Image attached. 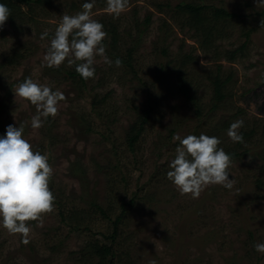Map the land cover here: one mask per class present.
<instances>
[{
    "label": "rangeland",
    "instance_id": "obj_1",
    "mask_svg": "<svg viewBox=\"0 0 264 264\" xmlns=\"http://www.w3.org/2000/svg\"><path fill=\"white\" fill-rule=\"evenodd\" d=\"M85 2L23 3L21 16H9L0 30V135L25 124V139L49 155L55 195L51 212L27 222L28 236L0 226V264H96L91 242L111 246L112 264H264L254 247L264 242V3L129 0L114 17L107 0H96L93 18L115 28V39H104L106 55L122 63L97 56L95 76L81 80L67 74L75 65L47 67L44 56L62 17ZM183 2L208 5V19L215 8L234 16L217 19L204 42L183 11L167 6ZM185 54L193 59L182 66ZM179 72L193 102L178 91ZM217 74L225 82L211 99ZM25 78L65 96L39 129L31 127L36 107L15 95ZM144 110L130 147L126 130ZM240 119L243 141L233 142L227 132ZM201 133L218 137L231 155L234 186L208 185L193 198L167 172L179 146L173 137Z\"/></svg>",
    "mask_w": 264,
    "mask_h": 264
},
{
    "label": "clouds",
    "instance_id": "obj_2",
    "mask_svg": "<svg viewBox=\"0 0 264 264\" xmlns=\"http://www.w3.org/2000/svg\"><path fill=\"white\" fill-rule=\"evenodd\" d=\"M95 2L86 0L83 11L62 17L44 56L45 66L58 68L67 62L69 66L75 65L76 72L87 80L95 76L97 56L109 66L113 63L117 67L121 65L119 58L113 61L106 55L104 39L107 33L103 24L92 16ZM259 2L264 3V0ZM128 4L129 0H107V10L118 17ZM10 15L8 6L0 3V30ZM48 36L45 31L41 39ZM15 95L36 107V114L31 118L34 129L41 128L50 116L54 117L59 103L65 100L64 94L54 90L51 84L34 82L31 78L19 83ZM243 126L242 119L230 125L227 135L233 142L243 141L238 131ZM24 132V123L16 126L9 124L4 134L0 135V226L11 233L28 236L30 227L27 222L38 221L43 213L51 212L55 195L49 187L54 174L49 155L36 150L25 139ZM173 139L179 142V146L169 162L167 178L181 194H191L196 198L208 185H221L229 190L233 188L234 181L229 178L231 155L219 147L221 140L218 137L201 133L198 136L176 135ZM254 247L264 253V242Z\"/></svg>",
    "mask_w": 264,
    "mask_h": 264
},
{
    "label": "trees",
    "instance_id": "obj_3",
    "mask_svg": "<svg viewBox=\"0 0 264 264\" xmlns=\"http://www.w3.org/2000/svg\"><path fill=\"white\" fill-rule=\"evenodd\" d=\"M40 0H0V3H5L8 8L10 9V17H11V21H13V19L15 17H20L21 16V11H20V5H22L23 3L27 4V3H37ZM167 6H171L174 10H177L178 12L183 11V14H186L187 16V23L191 26V27H195L196 31H199L201 33V35L204 38V42L206 40L209 39L210 36L213 35L214 31H215V21L217 19H223L224 17H231L234 16V14L229 13L227 11H225L222 8H215L214 11H209V16L210 19L206 18L207 14L205 13V10L209 8L208 5L206 4H196V3H190V2H183L182 4L180 3H176L175 5H170L167 4ZM174 6V7H173ZM261 14L264 15V10L261 11ZM104 26V30L106 31L107 35L110 36L109 38L111 39H115L114 35H115V28L113 26ZM218 29H217V33H218ZM112 40V42H113ZM160 52L165 55L168 50L166 48H162L160 50ZM238 52V49H234L232 51V55L234 56L235 53ZM231 58V57H230ZM182 60H180L181 65H186L187 63L192 61V57L190 55L185 54L184 56H182L181 58ZM233 59V58H231ZM12 62V61H11ZM10 62V63H11ZM218 72V71H217ZM67 74L69 76H75V75H79V73L76 72L75 67L73 71H67ZM176 76V85L178 88V91L181 95H183L185 97L186 100L193 102L194 98H193V94H192V89L190 87V84L187 82L186 78L184 77L182 72H179L177 74H175ZM81 78V76H80ZM219 75L217 74L211 82L212 85V94H211V99L214 98H218L222 92V86L224 84L225 81H220L219 80ZM81 80H83V78H81ZM148 114H149V110H144L142 112H140L139 114H137V119L131 124L129 125L128 129L126 130V140L128 143V146H132V144L136 141L139 133L142 130L143 124L146 122L147 118H148ZM100 213L104 216L107 217V214L103 212V210L100 207H96ZM116 219H119V217H116ZM183 226V224H181ZM198 240V239H197ZM186 244V243H185ZM89 254L91 255V257H95L97 258V262L96 264H112L110 262L109 255L112 253L111 252V246L109 244L106 243H98V242H91V244H89Z\"/></svg>",
    "mask_w": 264,
    "mask_h": 264
}]
</instances>
